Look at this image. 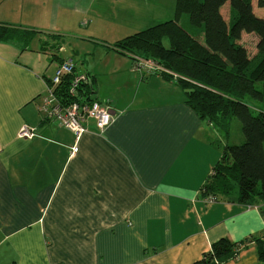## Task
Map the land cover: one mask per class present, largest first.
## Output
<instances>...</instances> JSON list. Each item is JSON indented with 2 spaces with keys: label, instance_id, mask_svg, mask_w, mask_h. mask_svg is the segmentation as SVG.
<instances>
[{
  "label": "crops",
  "instance_id": "0c3cea01",
  "mask_svg": "<svg viewBox=\"0 0 264 264\" xmlns=\"http://www.w3.org/2000/svg\"><path fill=\"white\" fill-rule=\"evenodd\" d=\"M36 1L43 9L30 14L0 0V24L39 32L25 47L0 42V264H193L222 238L262 235L264 203L203 200L221 155L217 128L188 108L174 78L111 49L164 22L166 0ZM63 33L91 44L87 54L68 55ZM90 57L87 97L112 123L101 133L88 121L72 151V133L39 106L59 64L78 75ZM23 126L35 136L19 138ZM220 264L263 263L251 241Z\"/></svg>",
  "mask_w": 264,
  "mask_h": 264
},
{
  "label": "trees",
  "instance_id": "16d2710c",
  "mask_svg": "<svg viewBox=\"0 0 264 264\" xmlns=\"http://www.w3.org/2000/svg\"><path fill=\"white\" fill-rule=\"evenodd\" d=\"M226 5L228 20L221 12ZM257 7L264 8V0H257ZM182 15L188 16L193 33L179 24ZM243 33L257 37L252 57L240 43ZM37 34L34 29L0 24V42L25 47ZM111 49L127 56L135 66L146 60L167 70L159 74L174 78L184 91L185 104L199 119L224 130L231 117L240 122L244 141L221 147V155L201 188L203 200L214 202L222 196L235 197L237 203L247 206L264 203V18L254 14L251 1L175 0L173 19L127 36ZM73 76L62 79L59 95L66 96ZM88 89V85L80 89L85 100ZM234 183L238 191L230 196ZM251 241L264 264V233L238 243L222 238L193 264L224 263Z\"/></svg>",
  "mask_w": 264,
  "mask_h": 264
},
{
  "label": "built area",
  "instance_id": "2783aa9c",
  "mask_svg": "<svg viewBox=\"0 0 264 264\" xmlns=\"http://www.w3.org/2000/svg\"><path fill=\"white\" fill-rule=\"evenodd\" d=\"M143 68L151 73H168L151 61L140 60L137 67ZM75 65L71 62H62L58 65L47 85V95L42 98L39 113L45 119L52 121L59 128L70 131L76 143L87 133V122L92 121L98 132H104L112 123V116L108 107L96 99L83 97L80 92L82 85L91 84V78L84 74H74ZM74 74L68 85L66 96L59 95V84L62 79ZM35 136L34 129L23 126L18 131V137L31 139Z\"/></svg>",
  "mask_w": 264,
  "mask_h": 264
},
{
  "label": "rangeland",
  "instance_id": "374dc122",
  "mask_svg": "<svg viewBox=\"0 0 264 264\" xmlns=\"http://www.w3.org/2000/svg\"><path fill=\"white\" fill-rule=\"evenodd\" d=\"M15 5L17 4V1L20 3L19 5V10L22 12V9H24V13H32L33 10L35 11V13H39L41 12V9H43L42 7V3L36 0H12ZM165 1V0H164ZM251 1V5L253 8V12L257 17L260 18H264V8H258L257 7V0H250ZM167 2V6L162 8V15L165 12V9L167 10L168 8V13H167V18L163 19L162 21H168L174 18V9H175V0H166ZM96 3H98V0L96 1ZM122 4H120L119 6L121 7ZM116 7V5H115ZM223 16L225 17V19H229L230 17V12H229V8L226 5L225 7L222 8L221 10ZM169 15V16H168ZM45 21L42 23V25L44 26ZM189 23V18L187 15H182L180 20H179V24L185 28L186 25ZM154 25V24H153ZM156 25V24H155ZM42 26V27H43ZM40 27V24H39ZM191 27V26H189ZM80 31H78L77 33L79 34ZM65 39H66V48L68 50V55H73L74 53H76V56H80L81 54L86 55L87 54V50L85 48H89V46H92L91 44L87 43V42H82L80 40V38H75L73 36H70L67 34H62ZM69 37L74 38L75 41L72 42L70 45L68 44L67 39ZM125 37V36H124ZM245 47L246 50L249 54V56H253L256 53V44H257V37L254 34H245L243 33V36L241 38L240 41ZM78 43H80V45H78ZM165 46H168L167 41H164ZM92 57H90L89 59L85 58L84 61L87 63L85 64V66L82 65V62H76V73L79 74H86V70L87 68H89V65L91 64L90 61H92ZM89 63V64H88ZM134 63V62H133ZM135 64V63H134ZM90 69V68H89ZM226 130L222 129L221 127H217L215 125H213L214 127L217 128L216 132H217V137L216 140L219 141L217 144H221L222 146L224 145H239L244 141V137L242 134V130H241V124L240 122L235 119L234 117H231L227 122H226ZM238 191V186L236 183L232 184V190H231V195L230 196H235V194Z\"/></svg>",
  "mask_w": 264,
  "mask_h": 264
}]
</instances>
